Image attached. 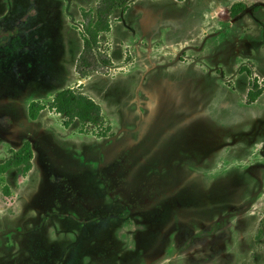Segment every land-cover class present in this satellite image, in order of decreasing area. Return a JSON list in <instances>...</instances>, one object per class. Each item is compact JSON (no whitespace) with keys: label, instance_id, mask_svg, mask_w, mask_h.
Returning <instances> with one entry per match:
<instances>
[{"label":"rangeland","instance_id":"374dc122","mask_svg":"<svg viewBox=\"0 0 264 264\" xmlns=\"http://www.w3.org/2000/svg\"><path fill=\"white\" fill-rule=\"evenodd\" d=\"M98 1L0 0V163L34 150L0 183V264H264V93L247 103L264 0H133L101 35L110 66L83 78ZM68 88L111 136L49 109Z\"/></svg>","mask_w":264,"mask_h":264},{"label":"trees","instance_id":"16d2710c","mask_svg":"<svg viewBox=\"0 0 264 264\" xmlns=\"http://www.w3.org/2000/svg\"><path fill=\"white\" fill-rule=\"evenodd\" d=\"M133 0H99L96 10L83 13V49L80 54L77 70L81 77L85 78L92 72H102L105 67L110 66L111 61L107 54L100 50V38L104 33L110 32L111 18L120 10L128 8ZM183 1V0H177ZM246 9L245 4H235L230 11L232 18L236 17ZM264 93V88L255 81L252 89L247 95V103L254 104ZM49 109L64 117V125L70 127L73 123L79 122L81 131L88 133V124H94L99 128L96 137L106 138L111 136V127L106 126L102 116L100 105L89 96L80 93L76 89H63L58 91ZM46 106L40 102H32L28 108V116L32 121L38 119L39 114ZM10 157L0 163V183H4L3 176L16 169H21L22 175L27 177L33 169L34 150L30 141L18 150H11ZM5 196L11 194L8 184L3 185Z\"/></svg>","mask_w":264,"mask_h":264}]
</instances>
